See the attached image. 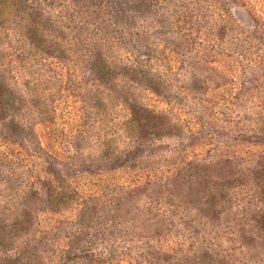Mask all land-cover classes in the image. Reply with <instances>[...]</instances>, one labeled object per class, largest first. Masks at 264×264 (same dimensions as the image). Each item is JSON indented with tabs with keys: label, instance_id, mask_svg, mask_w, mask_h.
<instances>
[{
	"label": "rangeland",
	"instance_id": "1",
	"mask_svg": "<svg viewBox=\"0 0 264 264\" xmlns=\"http://www.w3.org/2000/svg\"><path fill=\"white\" fill-rule=\"evenodd\" d=\"M0 96V264H264V0H0Z\"/></svg>",
	"mask_w": 264,
	"mask_h": 264
},
{
	"label": "trees",
	"instance_id": "2",
	"mask_svg": "<svg viewBox=\"0 0 264 264\" xmlns=\"http://www.w3.org/2000/svg\"><path fill=\"white\" fill-rule=\"evenodd\" d=\"M29 13L27 12L26 14H25V16H27ZM39 18H40V16H39ZM20 20H22V21H27V19H26V17L24 18L23 16L22 17H20ZM32 20L34 21L35 19L34 18H32ZM28 24H32L33 25V27H32V34H30V33H28V35H30V36H32V37H35V36H37L36 34H38V29L35 27V23L34 22H28ZM30 30V29H29ZM30 42H33V40H31ZM4 90V89H3ZM6 101V97L5 98H3L2 96H0V115L1 114H3V111H4V106H3V101ZM40 103H42V102H37L36 104H35V106L37 107V105L38 104H40ZM149 114V116H151V121H152V123L155 125V120H157V122H161L162 120H163V117H162V115H160L159 113H153L152 111L150 112V113H148ZM148 122H149V120H148ZM147 123V122H146ZM148 124V123H147ZM11 125V124H10ZM13 125V124H12ZM146 125H143V124H140V122H138V123H135V124H133V134H140V133H142V132H144V131H146V127H145ZM24 141H26L25 139H24ZM11 144H13V142L12 141H9ZM17 149L18 150H21V151H23L24 152V150H25V143H24V145H20V144H18L17 145ZM12 153H13V150L11 149V151H10V154L9 155H12ZM16 163H18V161L16 162ZM8 164H9V167H11V162H9L8 161Z\"/></svg>",
	"mask_w": 264,
	"mask_h": 264
}]
</instances>
